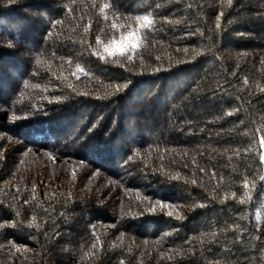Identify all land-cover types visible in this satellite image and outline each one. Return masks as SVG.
Masks as SVG:
<instances>
[{
  "label": "trees",
  "instance_id": "1",
  "mask_svg": "<svg viewBox=\"0 0 264 264\" xmlns=\"http://www.w3.org/2000/svg\"><path fill=\"white\" fill-rule=\"evenodd\" d=\"M0 264H264V0H0Z\"/></svg>",
  "mask_w": 264,
  "mask_h": 264
},
{
  "label": "snow or ice",
  "instance_id": "2",
  "mask_svg": "<svg viewBox=\"0 0 264 264\" xmlns=\"http://www.w3.org/2000/svg\"><path fill=\"white\" fill-rule=\"evenodd\" d=\"M142 20H143V25L144 26H150L152 24V21L147 16L143 17ZM134 36H135V34H131L129 36L124 37V39L129 42V46L132 49H135L137 47L136 43L132 42L133 39H134ZM117 51L119 52V54L123 55L124 52H125L124 45H118L117 46ZM109 54L111 55L112 53H109Z\"/></svg>",
  "mask_w": 264,
  "mask_h": 264
},
{
  "label": "rangeland",
  "instance_id": "3",
  "mask_svg": "<svg viewBox=\"0 0 264 264\" xmlns=\"http://www.w3.org/2000/svg\"><path fill=\"white\" fill-rule=\"evenodd\" d=\"M112 50H117V48L113 47Z\"/></svg>",
  "mask_w": 264,
  "mask_h": 264
}]
</instances>
